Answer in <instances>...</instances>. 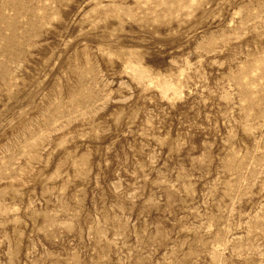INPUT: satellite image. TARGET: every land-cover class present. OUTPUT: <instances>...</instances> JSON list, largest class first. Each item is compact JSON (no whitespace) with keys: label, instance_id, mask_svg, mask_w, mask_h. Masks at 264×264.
Returning <instances> with one entry per match:
<instances>
[{"label":"rangeland","instance_id":"1","mask_svg":"<svg viewBox=\"0 0 264 264\" xmlns=\"http://www.w3.org/2000/svg\"><path fill=\"white\" fill-rule=\"evenodd\" d=\"M0 264H264V0H0Z\"/></svg>","mask_w":264,"mask_h":264}]
</instances>
